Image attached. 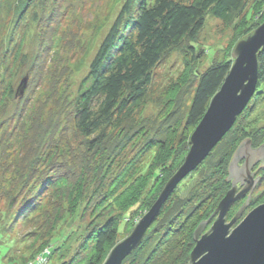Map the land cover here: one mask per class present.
<instances>
[{"label":"trees","instance_id":"16d2710c","mask_svg":"<svg viewBox=\"0 0 264 264\" xmlns=\"http://www.w3.org/2000/svg\"><path fill=\"white\" fill-rule=\"evenodd\" d=\"M31 1L14 2L20 17ZM47 1L39 6L43 13ZM246 6L243 0L124 1L69 110L75 148L67 145L64 152L57 153L49 146L57 126L50 132L48 127L43 130L48 132L41 134L36 117L31 122L33 127L22 134L20 151H25L28 168L17 176V197L12 204L15 208L6 230L11 232L39 216L43 219L38 226L41 228L25 237L26 240L32 236L37 242L33 259L42 248L49 249L42 257L51 258L76 233L77 247L62 264H103L118 244V234L132 232L137 219L151 208L182 166L190 148V134L222 86L232 61L227 58L213 62L194 76L196 84L190 95L184 89L181 100L180 89L164 104L159 100L162 108L158 119H145L141 112L155 68L169 50L195 40L208 17L229 26ZM263 8L258 5L257 15ZM34 22L42 25L44 21L35 18ZM40 55L41 52L34 56L30 67L38 63ZM257 62V90L247 109L195 169L196 180L186 198H173L175 191L172 193L139 247L122 264H188L196 224L208 219L230 188L226 178L236 149L242 142L250 141L252 149L264 147V136L250 132L255 104L264 101V50L258 52ZM34 67L29 70L32 72ZM24 95L15 98L17 109L10 119L22 116V106L27 101ZM170 101L174 103L167 111L164 105ZM127 151L132 153L128 158ZM146 156L151 159L144 166ZM63 157H70L72 166ZM86 179H90L91 191L86 189ZM256 200L257 197L250 199L246 206ZM207 203H211L208 210L201 212Z\"/></svg>","mask_w":264,"mask_h":264},{"label":"rangeland","instance_id":"374dc122","mask_svg":"<svg viewBox=\"0 0 264 264\" xmlns=\"http://www.w3.org/2000/svg\"><path fill=\"white\" fill-rule=\"evenodd\" d=\"M15 1L0 0V264H34L35 262L36 264H62L64 259H67L77 247L78 234L73 233L70 239L63 242L61 247L52 254L51 258L42 257L49 250L42 248L37 251L38 254L34 253L33 259L31 254L35 252L37 242L32 236L26 240L25 237L34 232L43 219L39 216L32 223L15 227L11 232L6 230L15 208L12 204L14 198L17 197V176L20 171L24 172L28 168V163L24 158L25 151L22 153L20 151L22 134L33 127L31 122H35L36 117V122L42 127L39 131L41 134L43 132L46 134L54 125L57 126L54 132L55 139L49 143V146L55 148L57 153L64 152L67 145L75 148L76 139L73 137V128L69 124V110L72 109L78 88L87 75L97 49L125 0H49L44 13L39 8L44 0H33L21 17L20 11L14 4ZM243 1L247 4L246 9L234 23L226 26L208 17L203 30L195 40L184 41L179 47L169 50L164 55L154 70L152 85L148 89V95L142 107L141 114L145 116V119H158V113L162 108L158 103L159 100H162L164 104L170 95H176L180 89L183 91L179 92L178 97L182 100L185 97L181 95V92L185 93L184 89L188 94L191 90L193 91L196 84L194 76L202 73L213 62L219 63L228 58L233 65L232 52L236 43L245 34L257 29L264 21V8L260 15L256 12L258 5L264 6V0ZM34 17L43 18V24L37 25ZM39 52H41V57L38 63L35 62L33 65L35 67L31 72L29 68L33 66L30 67V63ZM26 76L28 81L24 99L27 101L23 103L22 116L17 120L16 118L12 120L10 118L13 113H16L18 104L15 93L21 80ZM262 89L264 92V87ZM189 101L190 98L188 103ZM173 103L170 101L169 104L164 105L167 111ZM255 106L256 109L251 118L253 127L250 132H258L259 135L264 136V101ZM9 120L12 121L9 122ZM48 127V131H43ZM251 145L250 141V149H252ZM47 152L48 149H46ZM65 152L67 153V150ZM125 153L126 158L132 155L129 151ZM63 158L69 166L74 163L70 157ZM57 159L63 161L61 158ZM150 159V156L145 157L144 166L150 162ZM194 171L195 169L189 173L192 174L188 176V179L185 177L176 185L173 190L175 193L172 196V192L165 203L171 196L186 198L187 190L193 187L196 180ZM261 173L263 176L257 187L238 199L226 213L224 219L225 224H228L244 203L249 192V199L257 197L256 203L245 206L244 212L231 230L238 226L251 210L264 204V168ZM252 180L255 179L252 178ZM231 181L232 178L228 181L229 189H231ZM86 182V189L91 191L92 187L88 185L90 179H86ZM236 185L237 183L234 186ZM240 191L241 189H236L235 196ZM209 205L211 203L205 204L201 212L208 210ZM142 217L137 219L135 226ZM216 218L217 215H212L208 219L201 236L207 233ZM199 223L196 224L194 230ZM128 236L120 232L117 237L118 243Z\"/></svg>","mask_w":264,"mask_h":264},{"label":"water","instance_id":"95a60500","mask_svg":"<svg viewBox=\"0 0 264 264\" xmlns=\"http://www.w3.org/2000/svg\"><path fill=\"white\" fill-rule=\"evenodd\" d=\"M260 50H264V21L250 36L236 43L232 52L234 63L219 91L211 99L201 121L191 134L190 148L182 166L166 183L156 202L139 220L129 236L111 250L103 264H122L139 247L161 206L171 195L176 185L203 162L233 127L237 117L246 109L257 90V54ZM27 81V76L21 80L16 90V97H22ZM262 149L263 147L254 151L250 149V144L247 142H242L236 149L229 163V172L226 178L227 181L231 178L235 180L231 181V189L225 193L210 215V217L217 215L212 227L201 236L209 217L206 221L200 222L194 230L195 247L190 253L188 264H264V204L251 210L241 223L231 230L244 212L245 206L250 200L249 194L254 186L251 181L252 166L249 161L258 157L259 159L263 158L259 152ZM243 150L247 155H242L240 158H246V163L238 168L236 159ZM241 178H245V180L248 178L250 181L235 196L234 185ZM249 190L242 206L232 220L225 224L226 213Z\"/></svg>","mask_w":264,"mask_h":264},{"label":"flooded vegetation","instance_id":"af4514ba","mask_svg":"<svg viewBox=\"0 0 264 264\" xmlns=\"http://www.w3.org/2000/svg\"><path fill=\"white\" fill-rule=\"evenodd\" d=\"M245 150V149H244ZM241 151L239 156L236 159V162L238 163L236 167L240 168L243 164L246 163V158H240L242 155L245 156L247 154H245V151ZM255 151V150H254ZM258 151V150H257ZM260 154L263 156V158H260V162H258V158H254L253 160L249 161V163L251 164L252 168L250 170V175L252 176V178L257 179L256 181H252V183L254 184L253 189L255 187H257V185L260 183L261 181V177L263 176V174L261 173V171L264 168V147L261 151H259ZM239 161V162H238ZM234 166V165H233ZM232 168V166L230 167V169ZM235 179H232V182H234ZM248 181H250L248 178H241V180H238L237 185L235 186L236 189H242L244 186L247 185Z\"/></svg>","mask_w":264,"mask_h":264}]
</instances>
